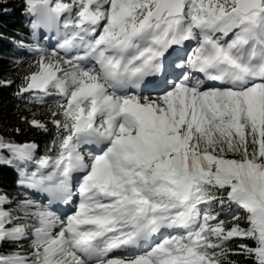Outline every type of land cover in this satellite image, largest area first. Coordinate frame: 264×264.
I'll use <instances>...</instances> for the list:
<instances>
[{
    "label": "snow or ice",
    "instance_id": "snow-or-ice-1",
    "mask_svg": "<svg viewBox=\"0 0 264 264\" xmlns=\"http://www.w3.org/2000/svg\"><path fill=\"white\" fill-rule=\"evenodd\" d=\"M19 11L0 264H264V0Z\"/></svg>",
    "mask_w": 264,
    "mask_h": 264
},
{
    "label": "trees",
    "instance_id": "trees-1",
    "mask_svg": "<svg viewBox=\"0 0 264 264\" xmlns=\"http://www.w3.org/2000/svg\"><path fill=\"white\" fill-rule=\"evenodd\" d=\"M9 8L13 9L9 15L0 16V35L12 36L21 29L22 20L19 18V0H10ZM14 58L13 45L8 39H0V80L16 79L18 70L12 64ZM15 85L0 87V134H5L8 128L25 126L21 124L17 112V100L13 93ZM17 140H35L43 148L45 138L42 134L28 130L16 137ZM14 173L10 169L0 168V187L9 188L14 179ZM243 259L242 257L240 258Z\"/></svg>",
    "mask_w": 264,
    "mask_h": 264
},
{
    "label": "rangeland",
    "instance_id": "rangeland-1",
    "mask_svg": "<svg viewBox=\"0 0 264 264\" xmlns=\"http://www.w3.org/2000/svg\"><path fill=\"white\" fill-rule=\"evenodd\" d=\"M241 219H244V214L241 212L240 213Z\"/></svg>",
    "mask_w": 264,
    "mask_h": 264
}]
</instances>
